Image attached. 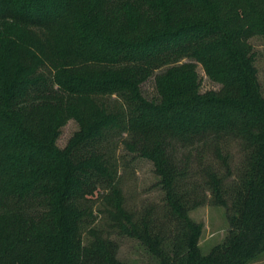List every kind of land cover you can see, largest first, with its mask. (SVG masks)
I'll return each instance as SVG.
<instances>
[{
    "label": "trees",
    "instance_id": "1",
    "mask_svg": "<svg viewBox=\"0 0 264 264\" xmlns=\"http://www.w3.org/2000/svg\"><path fill=\"white\" fill-rule=\"evenodd\" d=\"M254 36L264 0H0V264H128L113 235L158 264L263 253ZM197 64L218 90L200 91ZM135 158L160 193L140 208L124 192ZM205 204L228 222L207 254L189 215Z\"/></svg>",
    "mask_w": 264,
    "mask_h": 264
},
{
    "label": "rangeland",
    "instance_id": "2",
    "mask_svg": "<svg viewBox=\"0 0 264 264\" xmlns=\"http://www.w3.org/2000/svg\"><path fill=\"white\" fill-rule=\"evenodd\" d=\"M249 41L255 53L257 75L262 91L264 92V37L254 36ZM196 69L200 79L201 92L219 89L220 85L209 79L199 64H197ZM142 91L148 98L155 95L152 78L142 84ZM77 129L78 124L76 121L73 119L68 120L60 128L56 145L60 148L64 147L68 139ZM118 151L121 152L123 150L119 148ZM124 192L129 204L136 208H140L141 204L145 202L158 201L160 193L157 186V178L154 175L152 164L148 160L135 158L130 162L125 179ZM96 214L97 220H100L101 214L99 212ZM189 215L191 219L200 223L202 226L198 244L201 253L207 254L226 235L228 222L225 210L221 206L205 204L192 209ZM113 238L119 245L118 258L120 260L128 264H158L135 239L126 236L118 237L116 235H113ZM247 264H264V252Z\"/></svg>",
    "mask_w": 264,
    "mask_h": 264
}]
</instances>
